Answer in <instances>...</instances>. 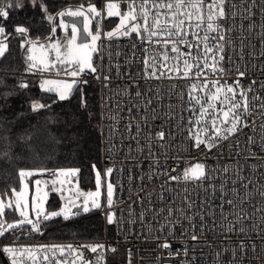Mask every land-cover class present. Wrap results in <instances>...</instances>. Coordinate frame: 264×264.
Returning <instances> with one entry per match:
<instances>
[{
    "label": "built area",
    "instance_id": "built-area-1",
    "mask_svg": "<svg viewBox=\"0 0 264 264\" xmlns=\"http://www.w3.org/2000/svg\"><path fill=\"white\" fill-rule=\"evenodd\" d=\"M44 1L59 5L54 17L61 11L80 9L81 5L89 3L98 4L102 9L104 2ZM232 2L237 5L234 11L238 14L225 22L226 28H232L230 33H225L226 39L231 41L226 51L225 67L231 69L229 83L238 78L236 67L246 72L241 79L242 88L256 81L252 91L247 93L255 107L250 114H243L248 126L220 142L210 153L190 147L192 142L187 136V120L192 113L188 110V97L185 95L181 100L176 92L169 91V87L180 85L177 91L186 93L192 81L145 80L143 58L145 55L156 56L160 46L143 44L134 36L132 39L120 37L109 41L102 34L98 44L100 52L96 54L97 73H88L82 79L98 83L102 179L106 169L113 168L111 180L115 187L111 208L107 206L103 179L104 205L100 212L106 224L104 237L52 239L47 237L49 229L44 222L40 233L29 232L27 228L23 231L16 229L0 237V245L32 246L35 264H264V197L260 195V191L264 190V129L260 127L264 124V109L260 107L264 103V88H261L264 84V55H261L264 53V0H255L251 18L245 9L253 0ZM121 7L123 9L125 5ZM83 10L91 16L86 8ZM110 19L100 20L102 33L116 26L109 27ZM55 20L51 22L52 27H55ZM91 25L96 30V21ZM200 35H204L203 29ZM49 37L32 40L28 33L27 40L43 42ZM189 39L192 37L189 36ZM133 43L136 48L131 47ZM26 52V48H22L20 60L24 67L18 72L20 82H27L30 77L40 80L72 79L56 68L51 71H26ZM227 56L232 57L233 64L227 63ZM167 63L169 67L173 64L171 60ZM105 76L109 80L105 81ZM241 87L236 89L237 100L241 99ZM157 88L162 93L159 102L154 100ZM137 92L142 93L141 97L137 98ZM253 96L261 99L252 101ZM149 99L154 100L152 105L146 103ZM193 105L196 106L194 102ZM149 108L155 110V115L149 112ZM137 124L140 125L139 134ZM159 131L166 134L163 141L156 137ZM197 162L205 163L209 174L203 186L168 180L169 175H181L185 167ZM173 168L176 171H172ZM229 200L234 202V206L227 203ZM189 202L191 208L188 207ZM169 208L174 210L171 215ZM109 211L115 213L112 224L107 222ZM237 213L244 217L240 222H237ZM193 234L198 237L195 241L191 239ZM165 242L171 247H160ZM95 244H103L106 248L92 253L88 248L79 247ZM241 244L245 246L243 249ZM40 245H72L78 250L66 248L61 254L59 249H37L36 246ZM111 248L116 251H110ZM32 261L26 258L24 264ZM0 264H10L7 256L0 254Z\"/></svg>",
    "mask_w": 264,
    "mask_h": 264
},
{
    "label": "snow or ice",
    "instance_id": "snow-or-ice-1",
    "mask_svg": "<svg viewBox=\"0 0 264 264\" xmlns=\"http://www.w3.org/2000/svg\"><path fill=\"white\" fill-rule=\"evenodd\" d=\"M28 3L33 8L39 6L41 11L46 14L47 20L50 23L57 17H63L65 15L83 18V28L78 29L73 24L71 36L66 44L61 45L59 41H53L47 46L55 52V56L51 59L40 58L38 60L35 56L31 55L37 47V44L25 39L29 33L28 27L22 24L14 26L15 34L19 35L24 41L21 47L26 48V51L29 53L25 57L27 65L26 71H51L53 68H57L58 72L62 71L65 76L72 78L71 80L44 79L40 82L39 87L42 92H55V98L52 100V104L70 100L73 93L79 90L81 94L80 106L86 108L87 102L81 85H87L88 81L82 79V77L88 73H97V67L93 63L94 54L98 55L100 52L97 41L101 39L102 34L109 41L120 37L132 39L134 36L136 40L141 41L143 44L160 46V51L156 56L145 55L143 58V66L145 69L143 78L145 80L184 79L192 81L189 83L186 93L184 91H177L180 85H171L169 87V91L176 92V95L181 100L185 95L188 97V110L192 113L187 120V124L189 125L187 136L189 141L192 142L190 147H195L201 151L207 150L210 153L214 148L218 147L220 142L227 140L230 135L243 131V128L248 126L243 114H250L252 108L255 107L249 101L247 93L252 91V85L256 84V81L253 80L247 88H242L241 79L246 76V72L236 67L235 71L238 78L229 83L228 77L231 74V69L225 67L226 51L231 45V41L226 39L225 33L232 31L231 27H225V22L229 18H235L238 14L234 11L237 5L232 0H116V2L114 0H104L102 9L98 4L89 3L86 6L81 5L78 10L69 9L67 11H61L56 14V17L48 14L47 6L43 3V0H28ZM122 4L125 5L123 9L121 7ZM25 7L26 0H0V58H3L8 51L6 41L12 35V33L6 31L4 22L8 21L12 10H23ZM254 7L255 0H253V3L248 4L245 9L249 18L254 15L252 11ZM85 8L91 16L85 15V11L83 10ZM162 9L165 11H161ZM189 9L192 11H189ZM262 10H264V6H262ZM113 17L118 18L116 26L102 33V29L99 26L100 20ZM93 21H96L97 24L94 33L89 28V25ZM59 26L67 28L63 20L60 21ZM201 29L204 31L203 36L200 35ZM55 32L56 28L53 27L52 33L55 34ZM81 32L90 36L91 41L85 40L77 44L76 41ZM211 33H216V35H210ZM189 36L192 37L191 40ZM28 44H31V46L26 47ZM39 47L43 49L46 46L41 44ZM131 47L136 48V44L133 43ZM145 52H147V49H145ZM261 55H264V53H261ZM242 58L243 53L241 51ZM170 60L173 62L171 67L167 63ZM227 63L233 64L231 56H227ZM163 69H167V71ZM96 78L99 79V76L97 75ZM104 79L107 81L109 77L105 76ZM18 87L22 90L27 89L29 84L21 80ZM237 87H241V91L239 92L240 100L236 99ZM261 88H264V84H261ZM201 93L204 95L202 96ZM13 94L12 92L3 93L2 98L7 101V98ZM141 95V92L136 93L137 98L141 97ZM161 97V90L157 88L154 100L159 102ZM260 99L258 96L252 97V101ZM154 100L149 99L146 103L152 105ZM193 102L198 107L194 106ZM52 104H46L40 100H32L29 103V108L33 113H39L42 110L50 111ZM217 104H219V107H217ZM0 107H3V105H0ZM260 107L264 109V103H261ZM169 111L171 112V106H169ZM149 112L155 115L153 108H149ZM20 115H23V113ZM156 118L159 119L158 116ZM2 119L3 117H0V120ZM180 119L183 120V117L181 116ZM224 125H228V127L225 128ZM35 127L39 128V126ZM260 127L264 129V124ZM128 128L130 130L131 125ZM136 129L139 134V124L136 125ZM45 135L49 140L54 139L50 133L46 132ZM165 136L164 131L156 133V137L160 141H163ZM6 139L7 137H0V140ZM20 139L24 141L25 146L32 151L34 156L38 155L43 146L42 143L36 142L38 141V137H34L29 132L21 136ZM251 139L249 137L250 141ZM161 146L163 147V145ZM10 147L11 141L8 140L5 150L0 152V160L10 161L12 159L11 153L8 150ZM92 168L96 175L97 191L88 193V196L93 197L92 207L100 208L101 205L97 203L95 197L100 195L99 189L101 187L102 176L96 168V165H92ZM36 171L47 172L49 170H27L21 168L17 173L20 183L24 185L25 179L36 174ZM79 171V169H56L54 170V174L75 176ZM172 171H176V169L173 168ZM224 171L226 172L227 168ZM112 172L113 168L109 167L103 174L106 185L107 206L109 208L113 205V192L115 187L110 179ZM208 179L209 174L203 162H197L194 165L185 167L181 175L168 176L169 181L185 184L199 183L201 186ZM35 183L38 185L40 181L37 180ZM53 184H55V181H53ZM243 186L245 188L247 187V185ZM24 187H27V185H24ZM56 190L53 187V191ZM187 191L188 189L185 188V192ZM221 191H223V185L221 186ZM10 192L11 196L8 193H0V237L12 233L16 229L23 231L25 228L29 232L40 233L43 223L52 218L62 216L67 220L69 213L72 215L80 214L79 212L71 213V209L67 207L60 209V211L44 213L43 208L34 201L31 205L24 201L23 190L17 191L16 188H11ZM260 195L264 197V190L260 191ZM227 203L234 206V202L231 200L227 201ZM29 207L31 208V212L35 213V219L25 211ZM188 207H192L191 202H189ZM89 210L88 200L86 199L82 211L88 212ZM9 211L18 213L19 218L9 221L7 219ZM173 211L172 208L168 209L170 215ZM242 212L243 209L240 210V213ZM240 213H237V222H240L244 218ZM114 216L115 213L111 211L107 213V222L109 224L114 222ZM240 231L243 232L244 229L241 228ZM191 239L195 241L198 237L193 234ZM36 247L39 250L47 251L59 249L61 254H63L66 248L74 251L78 250L73 249L72 245H40ZM79 247L88 248L92 253H97L98 249L104 250L106 248L103 244L80 245ZM160 247L169 248L171 246L165 242ZM240 247L243 249L245 246L241 244ZM109 250L112 252L116 251L115 248ZM33 251L32 246L17 247L14 243L0 245V254L7 256L10 264H24L26 258L33 259V264H35ZM186 254L187 250H185ZM44 258L45 260L48 259L47 256Z\"/></svg>",
    "mask_w": 264,
    "mask_h": 264
},
{
    "label": "trees",
    "instance_id": "trees-1",
    "mask_svg": "<svg viewBox=\"0 0 264 264\" xmlns=\"http://www.w3.org/2000/svg\"><path fill=\"white\" fill-rule=\"evenodd\" d=\"M47 6L48 14L54 15L59 5L43 0ZM55 20V24L57 23ZM22 24L29 29L32 40L51 38L52 25L47 20L46 14L39 6L33 8L28 0L23 10H12L4 26L8 33H12L6 41L8 51L0 58V152L5 150L8 140L11 147L8 149L12 159L0 160V193L11 195V188H18L21 183L17 175L19 169H79L78 181L81 188L90 190L96 187V175L92 165L100 171L101 163V135H100V107L98 83L88 81L81 85L87 107L80 106V91L76 90L71 99L52 104L55 93L42 92L39 87V78L30 77L27 81L29 87L20 89L19 71L23 69L20 60L21 44L24 42L14 32V26ZM117 24L116 18H111L109 27ZM27 39V37L25 38ZM96 63V57H95ZM92 74V73H89ZM12 92V96L5 101L3 93ZM32 100H40L52 104L51 110H42L33 113L29 108ZM23 113V115H20ZM35 126H39L36 128ZM32 133L42 143L38 155L25 146L21 136ZM50 133L54 139L49 140L45 133ZM43 172V171H42ZM60 206L58 194L52 193L48 200L49 210ZM103 207V205H102ZM102 207L88 213H81L76 217L65 220L55 218L45 222L48 228L47 237L52 239H101L105 232V218L100 212ZM9 221L18 219L17 213L8 212ZM110 227V225H108ZM112 230V228H109Z\"/></svg>",
    "mask_w": 264,
    "mask_h": 264
},
{
    "label": "rangeland",
    "instance_id": "rangeland-1",
    "mask_svg": "<svg viewBox=\"0 0 264 264\" xmlns=\"http://www.w3.org/2000/svg\"><path fill=\"white\" fill-rule=\"evenodd\" d=\"M70 9L71 10H78L75 8H70ZM67 10H69V9H67ZM67 10H65V11H67ZM85 15H87L86 12H85ZM116 19H117V23H118V18H116ZM61 20L64 21V23L67 25V28H62L59 26ZM73 24L74 23L67 21L65 19V16L58 17L57 23L55 24V28H56L55 34H53V36L51 38L47 39L46 41L35 42L37 44V47L33 50L31 55L35 56L38 60L40 58H48V59L53 58L55 56V52H54V50H50L47 46L50 45L53 41H59L61 45L66 44L68 42V39L71 36V28H72ZM76 27L79 29V27L77 25H76ZM89 28L91 31H93V33L95 32V30L93 29L91 24L89 25ZM113 28H111V29H113ZM111 29H109V30H111ZM79 37H80V34L78 35V39L76 41L77 44L85 41V40L80 41ZM87 37H88V39L86 41L90 42L91 37L90 36H87ZM41 44L45 45L46 47L41 49L39 47V45H41ZM97 44H99V41H97ZM30 46H31V44H28V47H30ZM27 55H29L28 52H26V56ZM95 57H96V54H94V56H93V63L96 66ZM40 82H39V84H40ZM53 93H55V92H53ZM224 127L226 128V127H228V125H224ZM62 169H75V168H62ZM27 170H37V169H27ZM110 179H111V177H110ZM37 180L40 181V183L38 185L35 183ZM53 181H55V184H53ZM111 182H112V180H111ZM24 185H27V187H24ZM24 185L21 184L18 188H16L17 191L23 190L24 201L29 203V205H31L32 202L34 201L36 204L40 205L43 208L44 213H49V212H53V211H60V209L65 208V207L70 208L71 213L79 212L80 214L81 213H88L94 209H98V208L92 207L93 197L88 196V193L96 192L97 187L90 189V190H85V189L81 188L79 181H78V173L75 176H72V175L65 176L63 174L55 175L54 172L36 171V174L25 179ZM53 187H55L57 190L53 191ZM99 191H100V195L98 197H95V199H96L97 203H99L102 207V205H104L103 179H102L101 187H100ZM52 193L58 194L59 199H60V206L49 210L47 207V204H48V200L50 198V195ZM113 194H114V192H113ZM9 196H11V195H9ZM13 199H15V198L13 197ZM86 199L88 200V207L90 210L88 212H83L82 210L81 211H74L75 207L82 205V208H83L84 201ZM25 211L28 212L33 219L36 218L35 213L31 212L30 207L28 209H25ZM68 215H69L68 219H71L73 217L78 216V215H72L70 213ZM18 218H19V215H18ZM55 218L64 219L62 216L61 217H55ZM55 218H52L50 220H53ZM37 256H38V254H36V257ZM26 257H27V254H26ZM27 264H33V261L28 262Z\"/></svg>",
    "mask_w": 264,
    "mask_h": 264
},
{
    "label": "water",
    "instance_id": "water-1",
    "mask_svg": "<svg viewBox=\"0 0 264 264\" xmlns=\"http://www.w3.org/2000/svg\"><path fill=\"white\" fill-rule=\"evenodd\" d=\"M65 19L67 21L71 22V23L76 24L79 27V29L83 28V19H82V17H71V16L65 15ZM87 39H88V37H87L86 33L81 32L79 40L80 41H84V40H87ZM81 210H82V205L74 208V211H81Z\"/></svg>",
    "mask_w": 264,
    "mask_h": 264
}]
</instances>
